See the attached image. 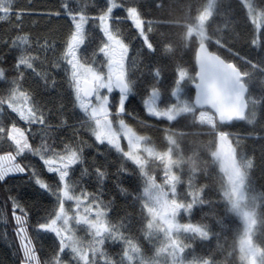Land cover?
I'll use <instances>...</instances> for the list:
<instances>
[{"label":"snow or ice","instance_id":"snow-or-ice-1","mask_svg":"<svg viewBox=\"0 0 264 264\" xmlns=\"http://www.w3.org/2000/svg\"><path fill=\"white\" fill-rule=\"evenodd\" d=\"M151 6L58 0L37 13L0 0V23L9 25L0 63L9 54L12 61L0 67V217L14 221L15 264H216L213 249L198 248L220 238L214 225L230 230L232 214L244 225L234 240L237 264H264V233L248 205L258 166L264 176V0H238L227 12L222 0H188L182 18L169 0ZM40 15L65 21L59 36L32 30ZM153 15L159 19H146ZM218 17L223 25L210 32ZM241 20L252 26L238 32ZM178 51L187 59L178 62ZM165 60L172 78L162 92ZM41 90L56 92L59 103L49 107ZM191 117L186 128L213 137L215 190L176 174L173 149L184 133L175 125ZM239 122L248 128L228 130ZM247 141L255 142L250 152ZM113 176L138 214L112 218L116 197L105 199V189ZM124 176L135 177L132 189ZM252 200L264 204V191ZM198 206L210 212L193 223Z\"/></svg>","mask_w":264,"mask_h":264},{"label":"trees","instance_id":"trees-1","mask_svg":"<svg viewBox=\"0 0 264 264\" xmlns=\"http://www.w3.org/2000/svg\"><path fill=\"white\" fill-rule=\"evenodd\" d=\"M87 2V0H85ZM145 4L144 11L146 12H154L155 9L151 6V0H142ZM170 3L174 5V15L177 17H181L185 14L184 5L188 2V0H169ZM238 0H222V7L225 12L230 6H235ZM258 3L259 0H256ZM21 6H28L34 9L37 13H43L52 9V5L57 4L58 0H31V4L28 3V0H19ZM39 21V23L32 27V30L39 33H52L54 36H59L60 32L63 31L62 25H64L65 21L52 19L49 21V18L46 16H36L34 17ZM33 19L31 17H26V20ZM146 19H159L157 16H148ZM223 18L218 17L211 25L210 32L213 31L217 26L223 25ZM235 26V22L233 23ZM251 20L247 21L245 24L244 21H239V26L236 27L238 32L247 31L251 27ZM9 28V25L6 23H0V39L7 40L8 32L6 31ZM163 31V29H161ZM6 49L3 45H0V55H2ZM181 56L184 59H187V53L178 51L176 53L175 59L179 62ZM11 54H9L7 61L4 63H0V67L8 68L11 64ZM165 65H167L166 71L164 73L165 83L161 87V91H164V88L170 83L172 78V65L171 61L165 60L162 61ZM187 66V65H186ZM60 79L61 77H56ZM6 87V84L3 80H0V88ZM194 94V93H193ZM166 95V94H165ZM41 99L43 102L47 103L49 107H53L59 103V97L56 92L47 93L41 90ZM134 106L136 103L134 102ZM143 118V117H142ZM194 120V117L189 118V120H182L180 124L175 125L176 130L183 132V135H179L176 137L177 145L173 149L174 158L176 160L181 161L180 165L177 168V175L180 176L184 181H188L191 179L192 184L199 187H206L209 190H215L219 187V175L217 166L213 162L211 158V153L215 150V146L213 143V137L210 133V130L200 128L193 124L191 127L186 128L185 124L189 121ZM72 122V121H70ZM148 123H152V121H148ZM167 126V125H163ZM248 126L242 122L236 124L235 127L228 129L232 132H243L247 129ZM147 135L153 136L155 139L158 136V133L148 132ZM87 139V137H85ZM249 148L244 149V151H251V145L255 142L247 141ZM258 146V145H257ZM103 151V149H101ZM257 156V165H259V152L256 153ZM101 162L103 158H101ZM116 162L117 157L115 154L109 157V166L108 171L114 173L116 171ZM154 168L158 169V165L153 164ZM261 168L258 166L253 172V177L255 180V184L249 189V201L248 205L250 208H253L256 212V226L255 231L264 233V204H262L259 200L253 202L252 197L258 195L259 192L264 191V176L261 175ZM121 179L124 180L123 187L132 189L136 184L135 177L129 178L128 176H124ZM94 180V178H93ZM85 183H88L86 180ZM116 180L115 177H111L109 179L107 188L105 189L106 193H110V195H106L105 199H111L112 197H116L114 209H113V219L123 217L126 212L132 213L136 212L138 214L139 208L138 206L134 209L131 207L132 201L131 199H125L121 195L117 194V190L115 187ZM208 195L211 196L212 199L218 200L219 197L215 195L214 191H210ZM206 198H208L206 196ZM5 199V193L3 188H0V202ZM218 211L222 210L218 209ZM210 209L207 206L200 208L199 206L193 211V219L192 222L196 223L201 220L205 213H209ZM19 214V213H18ZM186 215V214H185ZM187 222V221H182ZM205 223H212L211 220L204 221ZM228 229L221 230L219 226H213L214 231L221 232V236L218 240L213 239L210 243H205L200 245L198 248V254L201 250L211 248L214 252L215 262L216 264H237L238 253L235 251L234 240L237 238V228L243 231L244 225L240 221L239 217H235L232 214L227 220ZM7 233V239L4 237V233ZM181 239H187V236H181ZM17 240L14 235V221L9 218L8 222L5 223L3 218L0 217V264H15V256L13 252L16 248Z\"/></svg>","mask_w":264,"mask_h":264},{"label":"rangeland","instance_id":"rangeland-1","mask_svg":"<svg viewBox=\"0 0 264 264\" xmlns=\"http://www.w3.org/2000/svg\"><path fill=\"white\" fill-rule=\"evenodd\" d=\"M255 226H256V220H255L254 228H255ZM179 238L181 239V237H179ZM160 264H166V261L162 259V260L160 261Z\"/></svg>","mask_w":264,"mask_h":264}]
</instances>
